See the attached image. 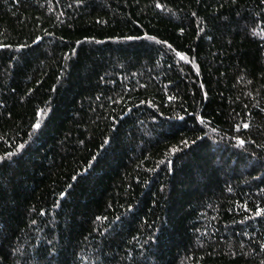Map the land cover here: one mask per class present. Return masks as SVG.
<instances>
[{
  "label": "trees",
  "instance_id": "1",
  "mask_svg": "<svg viewBox=\"0 0 264 264\" xmlns=\"http://www.w3.org/2000/svg\"><path fill=\"white\" fill-rule=\"evenodd\" d=\"M0 264H264V0H0Z\"/></svg>",
  "mask_w": 264,
  "mask_h": 264
},
{
  "label": "snow or ice",
  "instance_id": "2",
  "mask_svg": "<svg viewBox=\"0 0 264 264\" xmlns=\"http://www.w3.org/2000/svg\"><path fill=\"white\" fill-rule=\"evenodd\" d=\"M183 59V57H181Z\"/></svg>",
  "mask_w": 264,
  "mask_h": 264
}]
</instances>
